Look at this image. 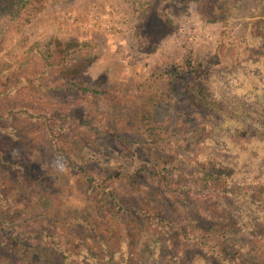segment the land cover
Instances as JSON below:
<instances>
[{"label": "trees", "instance_id": "1", "mask_svg": "<svg viewBox=\"0 0 264 264\" xmlns=\"http://www.w3.org/2000/svg\"><path fill=\"white\" fill-rule=\"evenodd\" d=\"M58 1L0 0V19L27 39L31 21ZM195 1L208 20H223L232 0ZM36 45L18 60L0 42V264H160L162 252L143 248L146 234L167 237L174 264H264L241 241L264 238V56L237 52L235 69L211 72V87L190 50L169 93L156 90L161 97L138 114L124 77L91 73L101 55L88 34L53 35L34 53ZM144 139L172 146L174 163L131 173L77 161L85 151L127 155ZM246 153L257 158L248 173ZM52 157L103 195L111 216L50 210L57 189L39 165ZM18 194L30 203L13 207ZM50 215L73 239L49 230Z\"/></svg>", "mask_w": 264, "mask_h": 264}, {"label": "rangeland", "instance_id": "2", "mask_svg": "<svg viewBox=\"0 0 264 264\" xmlns=\"http://www.w3.org/2000/svg\"><path fill=\"white\" fill-rule=\"evenodd\" d=\"M157 3L159 8H154L153 0H61L31 21L26 29L27 39L24 32L16 31V25L1 18V51L7 52V57L21 60L33 43L41 44L35 47L34 53H38L45 49L43 44L53 35L71 38L86 33L94 39L101 55L100 60L91 66V73L96 76L106 70L108 75L124 77L136 91L134 109L138 114L148 111L152 99L161 97L156 90L164 96L169 93L173 76L188 58L190 50L201 61L206 84L211 87V72L235 69L237 52L241 60L264 56V0H232L222 15L223 20H208V15H204L195 0L186 6L176 0H157ZM96 12L102 15L103 25L93 22ZM135 29L140 32L137 36ZM243 157L246 160L245 173H248L247 170L257 164V158L253 153H246ZM174 158V149L169 144L144 139L127 155H120L112 149L97 153L85 151L77 161L93 160L101 166L132 173L143 165L166 167L174 163ZM39 167L47 172L57 189L50 197L54 199L55 209L50 210L63 213L76 210L100 220L111 216L104 196L90 190L85 178L70 169L61 158L44 159ZM215 167V171L226 168L217 163ZM13 198V207L23 208L30 203L28 195L18 194ZM45 211L52 215L56 213ZM52 215L45 216L51 220L49 230L73 239V231L67 230L63 224L53 223ZM120 233L121 229L117 227L116 235ZM77 234L85 236L82 231ZM241 241L249 257L264 263V238L244 237ZM167 244L165 236L146 234L142 245L156 255L162 252V258L158 259L160 264H174ZM212 260L217 262L215 258Z\"/></svg>", "mask_w": 264, "mask_h": 264}, {"label": "built area", "instance_id": "3", "mask_svg": "<svg viewBox=\"0 0 264 264\" xmlns=\"http://www.w3.org/2000/svg\"><path fill=\"white\" fill-rule=\"evenodd\" d=\"M93 22L96 25H103L104 24V22L102 21V15L99 12L94 13ZM108 25H111V24H108Z\"/></svg>", "mask_w": 264, "mask_h": 264}]
</instances>
